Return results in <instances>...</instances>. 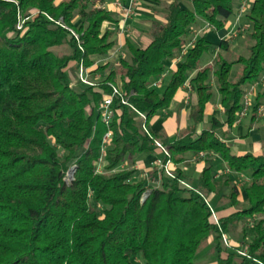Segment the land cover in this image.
<instances>
[{
	"label": "trees",
	"instance_id": "16d2710c",
	"mask_svg": "<svg viewBox=\"0 0 264 264\" xmlns=\"http://www.w3.org/2000/svg\"><path fill=\"white\" fill-rule=\"evenodd\" d=\"M108 1L0 0V264H198L210 238L225 264H264V153L233 155L219 134L238 120L248 87L251 112L264 105V0L243 13L247 54L227 59L220 38L209 61L206 33L193 28L229 29L235 0H173L150 19V42L125 38L113 60L121 16ZM81 65L90 84L73 85L67 72L77 77ZM187 79L191 123L168 136L154 126ZM214 94L223 120L202 124ZM157 152L170 175L152 161L150 183L134 165ZM195 154L205 163L193 180L183 165Z\"/></svg>",
	"mask_w": 264,
	"mask_h": 264
},
{
	"label": "crops",
	"instance_id": "0c3cea01",
	"mask_svg": "<svg viewBox=\"0 0 264 264\" xmlns=\"http://www.w3.org/2000/svg\"><path fill=\"white\" fill-rule=\"evenodd\" d=\"M112 1L113 0H109L106 3V6L109 9L114 10L111 4ZM171 1L173 0H136V6L134 8L133 14L124 22V24L120 23L118 28L115 29V33L117 37V48L111 54L110 60L116 59L117 56L121 53L120 48L123 46L125 38H130L132 42L137 46L140 47L146 46L150 42V36L147 32L149 21L151 18H156V19L161 18L163 12L161 9H157V10L153 9L151 4L158 3V5L163 4L165 6ZM177 1L181 4V2L185 0H177ZM229 24L230 25H227L229 29L225 28L222 31L216 32L218 36V40L222 38V36L228 35L227 32L235 28L234 27L235 22H230ZM210 30L212 31V29L206 26V24L201 23L200 25L195 26L193 28V36L194 37L201 36L204 32L208 33ZM217 45L218 44H216V46H212L214 48L212 50L213 55L220 50ZM230 50L232 49L229 48V51ZM210 58H211L210 56H207L206 60L209 61L211 60ZM174 65L175 63L171 64L173 68ZM94 77L95 78L99 77V75H95ZM259 85H261L262 88L260 89L257 86V88L259 89V90L257 89V93L258 95H260V98L263 99L264 101V73L261 75V80ZM192 101H194V94L189 84V79H187V81H185V83L180 87V89L177 90L173 99L170 101L167 109L169 114L166 117V119L163 122H161V124L156 122L154 128L157 129V127L158 128L163 127L165 133L168 136H172L177 131L182 130L185 127L189 126L191 121L188 118V107L190 106ZM211 115H214L217 118L223 120L222 110L219 105V97L216 94L215 97L212 99V101L207 103L205 107V113L202 124H205ZM200 127L201 124L198 126V129H200ZM219 134L223 136V140L229 146L231 154L243 155L246 153H250L253 155H261L264 153V149L262 145V141H264V112L261 116L258 114L254 115L251 112V109H249V111L245 114L243 118L238 119L231 126L228 127L227 125H224L222 127V131H219ZM250 136L255 137V142L251 145V147L248 146V139L250 138ZM156 155L151 157L147 156L144 158V161H139L134 165V167L141 172V175L147 178L149 177L148 181L150 183L157 182V180L154 177L151 178L150 176L151 175L150 172L154 169L150 163L154 161L156 158H159L160 153L157 152ZM203 156L205 155L195 154L193 156H187V159L183 165V170L185 174L188 175V177H191L193 180L196 179L201 167L205 163L203 160L204 158ZM220 168L216 167V172L222 171V168L221 169ZM232 211H233L232 208H227L224 210L217 211L215 212L216 213L215 217L218 218V217L226 216ZM207 244L209 245L213 244L212 238L209 239ZM211 255H212L210 258L211 260H209L205 264H217V261L212 251H211ZM223 257L224 255L221 254V258Z\"/></svg>",
	"mask_w": 264,
	"mask_h": 264
},
{
	"label": "rangeland",
	"instance_id": "374dc122",
	"mask_svg": "<svg viewBox=\"0 0 264 264\" xmlns=\"http://www.w3.org/2000/svg\"><path fill=\"white\" fill-rule=\"evenodd\" d=\"M243 0H235V8H237L236 10V17L235 15L232 16L230 19H229V22H235V25L232 30H230L228 33V35H224L222 36V38H226V40L230 43L229 45V48H231L232 50L230 51H223V54L225 57H227V59L229 60H233L234 58H236L237 56L239 55H246L247 54V49H248V45L250 43V40L248 38V23L247 21L245 20L244 16H243V13L244 11L246 10V8L248 7V4H249V1L244 4V1H243V4H241V2ZM240 2V4H239ZM182 6L186 7V8H190L191 7V2L190 0H185L183 2H181ZM239 4V6H238ZM162 5V6H161ZM152 8L157 10V9H161L162 11H164V5L163 4H160L158 5V3H153L151 4ZM238 6V7H237ZM209 30V29H208ZM213 31V30H212ZM211 30L206 33L207 35V38L209 39V42H210V52H212V50L214 49L212 46H216V44H218V36H217V33L216 31H213L212 32ZM116 55V53H115ZM208 54H205L203 56L206 57ZM212 55V53H211ZM210 55V57H212ZM239 70V65H234L232 67V70H231V73H230V78L231 79H234L236 76H237V71ZM68 74V78L69 80L71 81V83L73 85H76L78 84V82L80 81L79 80V71L77 72V77L75 76L74 72L72 71H68L67 72ZM97 75V74H96ZM96 78H99V77H96ZM256 88V87H255ZM258 88H262L261 85H258ZM257 88V89H258ZM249 89V87L247 88V90ZM259 90V89H258ZM255 92V90H254ZM254 97H255V93L253 94ZM253 95H251L249 97V102L252 106V100H254V97ZM215 97V94L213 95V98ZM250 106V105H249ZM249 111V109L247 110V112ZM246 112V113H247ZM264 112V109L263 111L261 112V114H258V115H262ZM244 117V116H243ZM242 117V118H243ZM255 142V137L254 136H250V138L248 139V146L251 147V145ZM262 145H263V149H264V141H262ZM204 162H205V159L203 158ZM215 167H218L220 168L219 165H216ZM221 169V168H220ZM242 181V180H241ZM243 182V181H242ZM224 210V209H223ZM214 216H216V213L214 212ZM213 245H209V244H206L204 247H201V249L197 252L194 260H195V263H198V264H205L206 262H208L209 260H211V251L213 250ZM213 252V251H212ZM214 256H215V259L217 261V264H225L223 261H221L219 258H218V254L216 252H213Z\"/></svg>",
	"mask_w": 264,
	"mask_h": 264
},
{
	"label": "built area",
	"instance_id": "2783aa9c",
	"mask_svg": "<svg viewBox=\"0 0 264 264\" xmlns=\"http://www.w3.org/2000/svg\"><path fill=\"white\" fill-rule=\"evenodd\" d=\"M244 4L246 3V1L248 2L249 0H243ZM243 1L241 2L240 5L243 4ZM112 7L114 8V10L118 11L119 15L121 16V23L124 24V22L133 14L134 12V8L136 6V0H127L126 3L120 1V0H113L112 1ZM208 26V25H206ZM76 36V35H75ZM193 41H191L189 43V45L192 44ZM79 80L83 83L86 84H90L89 80H88V70L83 67L82 65L79 68ZM253 87H250L247 90V93L244 96L243 99V108L242 110L239 112L238 114V119L242 118L243 116H245L247 110L249 109V97L251 95H253ZM117 93V90L115 88H113V94ZM110 104H111V97L106 98L105 100H103L100 108H101V120L105 125H108L110 120H111V116H112V110L110 108ZM264 109V105L259 107L257 109V114H261V112ZM110 136L109 132H106V134L103 137L104 142L106 143L108 138ZM155 146L159 147L163 153H167L166 150L164 149L163 146L160 145L159 142H155ZM154 164L156 167L158 168H163L164 172L167 175H170V171H169V160H167L166 162L162 163L161 159H155L154 160ZM214 220L216 221V217L213 215ZM223 242L224 244H229V240L223 236Z\"/></svg>",
	"mask_w": 264,
	"mask_h": 264
},
{
	"label": "water",
	"instance_id": "95a60500",
	"mask_svg": "<svg viewBox=\"0 0 264 264\" xmlns=\"http://www.w3.org/2000/svg\"><path fill=\"white\" fill-rule=\"evenodd\" d=\"M75 166H72L69 170H68V172H67V180L68 181H71L72 179H73V173H74V171H75ZM144 197H145V195L142 197V200L144 199Z\"/></svg>",
	"mask_w": 264,
	"mask_h": 264
}]
</instances>
